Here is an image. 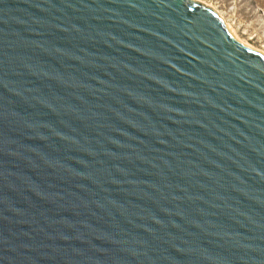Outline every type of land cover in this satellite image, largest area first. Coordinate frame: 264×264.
Wrapping results in <instances>:
<instances>
[{"label": "water", "instance_id": "obj_1", "mask_svg": "<svg viewBox=\"0 0 264 264\" xmlns=\"http://www.w3.org/2000/svg\"><path fill=\"white\" fill-rule=\"evenodd\" d=\"M0 264H264V56L189 0H0Z\"/></svg>", "mask_w": 264, "mask_h": 264}, {"label": "rangeland", "instance_id": "obj_2", "mask_svg": "<svg viewBox=\"0 0 264 264\" xmlns=\"http://www.w3.org/2000/svg\"><path fill=\"white\" fill-rule=\"evenodd\" d=\"M264 56V0H199Z\"/></svg>", "mask_w": 264, "mask_h": 264}, {"label": "bare ground", "instance_id": "obj_3", "mask_svg": "<svg viewBox=\"0 0 264 264\" xmlns=\"http://www.w3.org/2000/svg\"><path fill=\"white\" fill-rule=\"evenodd\" d=\"M189 1L194 2V3H199L200 2L199 0H189ZM226 28L228 29L229 33L235 38V40H237L239 43H241L242 45L246 46L247 48L255 50V51L259 52V53L261 52L259 49H257L253 45H251L249 42L244 41L243 39H241L232 25L226 23Z\"/></svg>", "mask_w": 264, "mask_h": 264}]
</instances>
